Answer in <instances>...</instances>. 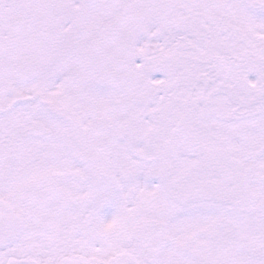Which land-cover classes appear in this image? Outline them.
<instances>
[{"label":"snow or ice","instance_id":"obj_1","mask_svg":"<svg viewBox=\"0 0 264 264\" xmlns=\"http://www.w3.org/2000/svg\"><path fill=\"white\" fill-rule=\"evenodd\" d=\"M0 264H264V0H0Z\"/></svg>","mask_w":264,"mask_h":264}]
</instances>
